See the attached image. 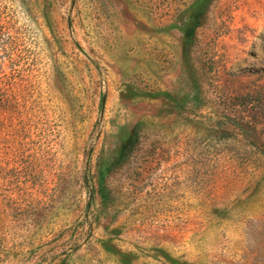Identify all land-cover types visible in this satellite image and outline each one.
Instances as JSON below:
<instances>
[{"label": "rangeland", "instance_id": "rangeland-1", "mask_svg": "<svg viewBox=\"0 0 264 264\" xmlns=\"http://www.w3.org/2000/svg\"><path fill=\"white\" fill-rule=\"evenodd\" d=\"M0 264H264V0H0Z\"/></svg>", "mask_w": 264, "mask_h": 264}, {"label": "trees", "instance_id": "trees-1", "mask_svg": "<svg viewBox=\"0 0 264 264\" xmlns=\"http://www.w3.org/2000/svg\"><path fill=\"white\" fill-rule=\"evenodd\" d=\"M191 30L185 33V36H191ZM136 136V129H132L129 133V136L122 142L117 152V160L123 158L127 151L134 145Z\"/></svg>", "mask_w": 264, "mask_h": 264}]
</instances>
